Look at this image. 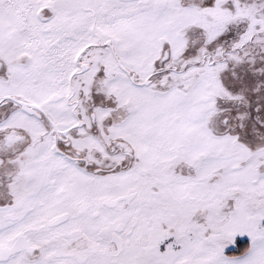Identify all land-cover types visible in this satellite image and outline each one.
Wrapping results in <instances>:
<instances>
[{"label": "snow or ice", "instance_id": "6c2138e0", "mask_svg": "<svg viewBox=\"0 0 264 264\" xmlns=\"http://www.w3.org/2000/svg\"><path fill=\"white\" fill-rule=\"evenodd\" d=\"M0 264H264V0H0Z\"/></svg>", "mask_w": 264, "mask_h": 264}]
</instances>
